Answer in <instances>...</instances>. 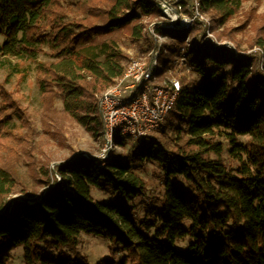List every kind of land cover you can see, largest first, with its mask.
I'll list each match as a JSON object with an SVG mask.
<instances>
[{"label": "trees", "instance_id": "1", "mask_svg": "<svg viewBox=\"0 0 264 264\" xmlns=\"http://www.w3.org/2000/svg\"><path fill=\"white\" fill-rule=\"evenodd\" d=\"M161 1L0 0V62H34L43 96L59 99L64 113L103 133L97 95L130 59L117 38L147 42L149 24L142 21L163 20ZM241 5L201 0L203 10L221 19ZM261 29L262 54L237 56L196 38L184 45L199 80L181 84L160 134L121 137V147L134 140L129 153L77 154L58 163L45 171L54 183L36 196L14 161L32 148L35 128L7 81L0 82V264H9L18 247L24 264H90L79 250L83 234L108 244L109 256L97 264H264V24ZM192 30L180 31L168 50L179 55L177 43ZM147 164L160 178L151 197L137 172Z\"/></svg>", "mask_w": 264, "mask_h": 264}, {"label": "rangeland", "instance_id": "2", "mask_svg": "<svg viewBox=\"0 0 264 264\" xmlns=\"http://www.w3.org/2000/svg\"><path fill=\"white\" fill-rule=\"evenodd\" d=\"M164 1L172 6L176 0ZM187 5L188 1L185 0L180 9L175 5L172 9H177L183 13L187 9ZM162 8L164 10L163 6ZM167 12L169 13V11ZM200 12L207 20V31L218 42L230 43L234 50L228 49L234 54L237 53V56L250 52L262 54L258 50L261 45L256 42L259 37L263 36L261 27L264 24V0H242L240 9L233 16L226 19H221V16L212 10L205 11L201 8ZM161 19L163 20H157L156 18L143 19L142 23L149 24L146 26V32H144L146 33L147 42L144 39L133 42L128 39L127 34L118 36L117 40L120 48L130 56L127 64L132 59L149 60L156 58L159 68L154 82L162 85L168 83L172 78L178 79L180 84L183 82L190 83L194 80L198 81L199 77L191 69L188 62L186 65L182 64L177 54L167 48L170 43H175L174 36H178L180 31L167 28L169 29L168 33H158L160 38L150 34L149 26L153 23L165 21L166 13L165 17H161ZM192 27L190 37L185 39L183 43H177L179 49L184 48V45H188L194 38L207 41L204 38V33L207 34L208 32H206L202 23ZM38 59L46 61L48 57L39 55ZM17 69L18 72H16ZM5 80L7 81L5 87L12 91L25 107L35 128V135L31 141L32 148L23 153L22 160L19 162L17 159L14 160L30 194L35 195L42 191L48 183H54L52 172L45 174L46 170L55 167L58 163L73 159L77 154L103 159L104 155L108 154L110 156L112 152H130L133 139H127L125 147L118 146V144L111 145L108 151L103 152V148L107 143L101 131H90L64 113L59 99L48 100L45 98L36 84L34 62L14 60L11 65H2V62H0V82ZM101 94L97 95L98 102ZM155 134L159 135L160 129L154 132ZM120 138L121 136H116V143ZM137 172L147 182L149 197L156 195L159 192L160 178L156 175L155 166L147 164ZM15 195L22 196L18 192ZM95 195L98 198L106 197L99 192H96ZM143 205L144 203H140L139 207L142 208ZM79 250L87 256L90 264H97L100 259L109 256L107 242L97 236L83 234ZM9 264H24L21 247L12 252V259Z\"/></svg>", "mask_w": 264, "mask_h": 264}, {"label": "built area", "instance_id": "3", "mask_svg": "<svg viewBox=\"0 0 264 264\" xmlns=\"http://www.w3.org/2000/svg\"><path fill=\"white\" fill-rule=\"evenodd\" d=\"M184 1L176 0L171 6L162 0L161 5L166 11V20L149 26L152 36L159 37L155 31L157 28L184 31L199 23H202L208 32L207 20L200 12L201 0H187V12L182 13L177 9H172L174 5L180 9ZM204 38L214 47L223 46L234 50L230 43L218 42L209 32L204 33ZM258 50L261 51L260 48ZM177 56L182 64H187L184 48L180 49ZM158 68L156 58L132 59L122 75L102 92L99 109L103 121L104 139L107 143L103 152L108 151L111 145H117L115 142L117 135L135 139L144 137L162 127L163 122L175 106L181 84L176 78H172L168 83L162 85L154 82L158 75ZM105 157H108V154L104 155L103 159Z\"/></svg>", "mask_w": 264, "mask_h": 264}]
</instances>
